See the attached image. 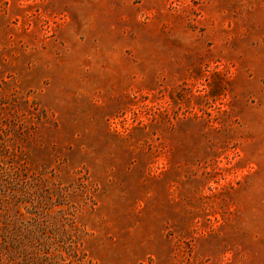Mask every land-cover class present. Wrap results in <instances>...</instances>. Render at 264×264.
<instances>
[{
	"label": "rangeland",
	"instance_id": "1",
	"mask_svg": "<svg viewBox=\"0 0 264 264\" xmlns=\"http://www.w3.org/2000/svg\"><path fill=\"white\" fill-rule=\"evenodd\" d=\"M0 264H264V0H0Z\"/></svg>",
	"mask_w": 264,
	"mask_h": 264
}]
</instances>
